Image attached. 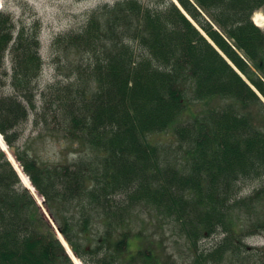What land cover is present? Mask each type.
I'll use <instances>...</instances> for the list:
<instances>
[{"label":"trees","instance_id":"16d2710c","mask_svg":"<svg viewBox=\"0 0 264 264\" xmlns=\"http://www.w3.org/2000/svg\"><path fill=\"white\" fill-rule=\"evenodd\" d=\"M262 8L264 0L104 3L81 29L56 36L58 78L42 90L39 22L0 9V86H9L0 89V132L84 264H177L133 228L144 207L179 222L194 245L228 232L197 264H257L241 259L240 244L264 234V29L253 20ZM188 93L225 101L182 122ZM51 106L77 156L45 165L20 144V128ZM170 128L185 149L179 163L151 138ZM251 179L260 186L241 196ZM245 207L256 216L239 225ZM51 219L0 146V264H75Z\"/></svg>","mask_w":264,"mask_h":264},{"label":"rangeland","instance_id":"374dc122","mask_svg":"<svg viewBox=\"0 0 264 264\" xmlns=\"http://www.w3.org/2000/svg\"><path fill=\"white\" fill-rule=\"evenodd\" d=\"M115 1L117 0H2L1 9L11 13L17 22L27 25L39 22L41 26V54L44 65L37 82L40 90L47 88L58 78L53 59L55 55L53 41L56 36L64 32L81 29L86 24L88 16L93 9L104 3H113ZM257 14L264 16V8L260 9L254 17ZM5 66L7 68L6 71L11 73V63L8 58ZM0 89L8 92L9 86H0ZM187 96L185 100L186 107L180 115L182 122L191 121L195 117L201 116L210 107L225 101L222 97H214L207 102L205 100H195L190 93ZM51 103L54 106L56 105L54 102ZM37 106L43 107L40 96L37 98ZM53 108L51 106L47 109L45 115L37 122L34 120V114L32 113L28 121L23 123L20 128V144L26 145L29 151L45 165L72 161L77 156L76 146L70 145L62 129L56 128L58 125L52 113ZM151 138L162 146V152L169 160L179 163L184 159L185 149L180 145L173 128L157 133ZM10 155L22 168L20 162L8 148L9 158ZM24 174L31 182L30 176L25 172ZM21 178L24 182L22 176ZM260 183V180L252 179L242 181L240 195L243 197L250 195L260 186ZM39 198L43 203L44 197L39 195ZM253 216H256L254 211L245 207L241 214L236 212L234 217L237 224L242 225L243 223H248ZM133 228L135 231H143L142 234L146 239V243L157 247L177 264H197L196 260L199 254L211 251L228 233L221 230L220 233L202 238L197 242V245H194L189 241L185 234V229L179 222L171 221L161 216L159 212L154 213L153 210L146 207L142 209L141 215L136 216ZM97 231L98 229L95 227L93 232H91L94 235L91 236L92 238L96 237ZM240 247L242 260L264 264V234L242 237ZM227 257L222 261L211 259L207 264H241L236 259ZM77 258L79 257L77 256Z\"/></svg>","mask_w":264,"mask_h":264},{"label":"bare ground","instance_id":"6f19581e","mask_svg":"<svg viewBox=\"0 0 264 264\" xmlns=\"http://www.w3.org/2000/svg\"><path fill=\"white\" fill-rule=\"evenodd\" d=\"M2 3V1H1ZM255 18V21L259 24V25H264V16L262 14H257ZM0 142L2 143V145L4 147H6V145L4 144V141L2 139V136L0 135ZM10 158L12 160V162L14 163V165L16 166V168L18 169L20 175L23 177L24 182L27 186H29L31 188L32 191H36L33 186L31 185L30 180L28 179V177L24 174L22 168L20 167V165L18 164V162L13 158V156L10 155ZM61 239L63 240V242L66 244L68 250L70 251V253L72 254L74 260L77 262V264H82V262L76 257V255L74 254V252L72 251V248L70 246V244L67 242V240L60 235Z\"/></svg>","mask_w":264,"mask_h":264},{"label":"water","instance_id":"95a60500","mask_svg":"<svg viewBox=\"0 0 264 264\" xmlns=\"http://www.w3.org/2000/svg\"><path fill=\"white\" fill-rule=\"evenodd\" d=\"M1 1L2 0H0V7H1ZM27 188L30 190V188L27 186ZM31 191V190H30ZM32 192V194H34V192L33 191H31ZM75 254V253H74Z\"/></svg>","mask_w":264,"mask_h":264}]
</instances>
